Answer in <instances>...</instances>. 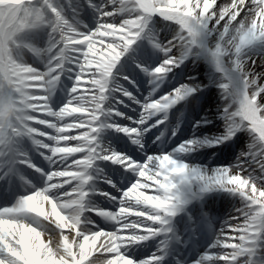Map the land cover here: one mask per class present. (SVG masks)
<instances>
[{
	"label": "snow or ice",
	"instance_id": "obj_1",
	"mask_svg": "<svg viewBox=\"0 0 264 264\" xmlns=\"http://www.w3.org/2000/svg\"><path fill=\"white\" fill-rule=\"evenodd\" d=\"M221 262L264 264V0H0V264Z\"/></svg>",
	"mask_w": 264,
	"mask_h": 264
},
{
	"label": "bare ground",
	"instance_id": "obj_2",
	"mask_svg": "<svg viewBox=\"0 0 264 264\" xmlns=\"http://www.w3.org/2000/svg\"><path fill=\"white\" fill-rule=\"evenodd\" d=\"M218 4H223V3H227L230 2V0H217ZM243 15V14H242ZM223 23V22H222ZM259 63V61H258ZM191 65H189V69L191 70ZM197 69L203 73L206 77V73H207V65L203 62L200 61L197 65ZM212 96L210 97L208 103H212V104H218L220 103V98H219V90L218 89H212L211 90ZM147 93L145 92L144 95H146ZM213 105L212 109H208L205 108L204 111H215V107ZM180 106L177 105L175 108H173L170 112H169V121L171 122H175L177 119L180 123V127L183 128L184 127V121L187 118V112L185 111H181V112H177L176 109L179 108ZM130 111V110H129ZM134 115H136L135 113H133ZM155 119V117L153 118ZM42 127V126H39ZM161 130H163V126H161ZM47 131L51 132L52 130L48 129ZM155 131V130H153ZM191 134V130L189 129V135ZM205 134H210L207 133V130L205 131ZM206 152H211V149H207L205 150ZM199 155V154H197ZM224 157H222L220 155V153H217L216 156H206V155H199V159L193 161L194 163H203L205 165H210V166H216V164L220 161V159H223ZM100 187H103V185H100ZM104 188V187H103ZM147 192L150 193L151 190H146ZM101 202V197H97V203L99 204ZM234 205L235 207H240L239 201H233L231 199H229L226 203H224V206L217 208V213L214 212L213 209H211L212 207L207 206V210L210 212V214L213 216L214 220L216 221L215 223H213L211 226H209L208 231L210 232L209 234H207L206 238L207 239H214L215 237L212 236V232H216L219 233L220 231V226L224 223L225 219H228L230 217L231 214H235L234 213ZM46 210L50 211V206L46 205ZM131 219H135V217H132ZM179 219V218H177ZM54 220V218H53ZM45 223L47 224L48 222L45 221ZM50 227H54V223L52 225H49ZM108 227H111V225H108ZM207 231V232H208ZM203 242V241H202ZM201 246L197 245L196 246V251H201ZM212 251H218L217 249H214ZM146 254L145 251H141L138 253V255H140L141 257H143ZM192 255L191 252L188 253V258H190ZM221 264H223V262H221Z\"/></svg>",
	"mask_w": 264,
	"mask_h": 264
}]
</instances>
